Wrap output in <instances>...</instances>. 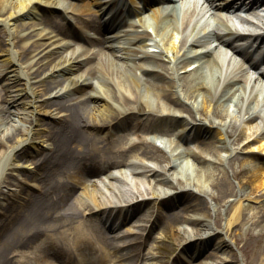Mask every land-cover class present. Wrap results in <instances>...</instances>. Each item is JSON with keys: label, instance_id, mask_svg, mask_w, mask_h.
<instances>
[{"label": "bare ground", "instance_id": "bare-ground-1", "mask_svg": "<svg viewBox=\"0 0 264 264\" xmlns=\"http://www.w3.org/2000/svg\"><path fill=\"white\" fill-rule=\"evenodd\" d=\"M66 1L0 0V76L7 84L6 101L13 105H0V155L3 154L0 157V185L2 182L12 181L6 179L9 175L24 180L19 175V170L22 169H37L45 176L42 173L39 177L36 176L34 170V173L26 174L27 179L32 176L37 194L26 193V188L19 187V182L12 183L6 192H0V213L3 212L5 203L17 199L25 208V213L7 216V222L0 227L7 232L5 247L6 250L9 247L12 249V263L15 264L16 255H20L23 249L35 246L31 242L42 237L53 241L49 231H56L54 238L60 237L56 235L58 233L69 230L75 232L71 238H63L77 246L83 242L81 219L84 216L109 211L106 215L111 217V210H115L116 221L120 216L126 220L141 205L149 202V190L151 199L154 197L158 200V211L174 204L175 200L180 208L190 211L182 216L183 223L191 226L189 230L180 225L173 227L176 240L186 243L183 248L194 246L195 249L198 248L197 254L212 240L216 250L228 252L216 263L205 261V264H226L227 261L229 264H239L236 255L229 256L230 246L226 236L232 227L244 223L246 229L243 244L249 254L247 262L264 264V156L256 152L257 149L264 152V103L252 96L250 91L247 93L243 85L235 81L237 75L225 78L215 72L213 67L216 59L211 57L209 47L201 45L209 37V32L203 31L201 38L194 35L188 37L192 28L189 21L191 12L185 11V8L179 9L174 4L152 6L149 5V0H144V5L133 9L134 13L126 20L125 25L129 26L126 30L107 36L105 47L108 52L100 53L76 43L70 44L72 48L69 53L62 54L59 48L68 41L62 39L57 42L58 34L53 30L44 31L41 22H38V16L45 14L43 22L46 26L63 20V24L76 37L82 38L76 27L62 17V12L71 10L79 16H89L91 12L86 5H65ZM102 1L94 0L93 4ZM87 2L88 5L92 4V0ZM252 5L253 0L227 2V6L242 7L247 12L254 11L250 10ZM54 7L57 12L52 9ZM222 17L229 25H235L236 31L247 29L236 25L233 18L228 19L225 15ZM234 17L238 18L237 14ZM25 18L30 21L23 20ZM15 21H19L18 30L29 32L15 37L11 32ZM31 29L37 30L33 36L38 38H44L47 34V41L29 39L32 36ZM178 41H188L190 47L197 49V52L195 55L191 52L185 54L180 65L174 66ZM241 43L246 44L248 50L255 48L254 44H248L245 39ZM12 44L16 46L14 50L18 52L21 63H17L12 55ZM232 46L243 50L237 44ZM256 46L260 48V43ZM260 51L261 49L257 53ZM56 54L60 56L56 58ZM195 58L197 62L191 60ZM74 71L77 73L64 79L55 78L61 72ZM60 79L64 81L62 85H58ZM39 84L43 86L44 92L49 93L43 101L48 108H53L50 113L57 124L43 127L35 114L38 111ZM231 106L241 115L242 129L259 122L256 134L249 136L245 130H240L233 133L232 139H242V147L247 146L246 150L249 151L246 156L240 157L238 173L246 179L243 178L242 181H248L252 188L261 193L251 198L244 190L238 193L223 225L224 234H219L215 241L219 229L211 221V217L215 215L216 208L207 203V198L218 200L225 194L230 197L236 195L226 180L223 169L225 159L230 155L232 131L229 127L232 123L228 122L227 111ZM129 123L133 124V128L136 124L139 127L162 126L167 129L168 125L165 124L181 125L183 130L191 134L185 138H193L197 143L195 148H184L194 156V160L181 158L182 154L175 149L182 146L177 138L171 139L167 144L173 152L170 157L163 159L155 156L149 140L142 138L136 141L132 133L123 128ZM42 129L45 133H41ZM34 132L36 135L32 136ZM48 141V151L40 153L36 161L20 159L28 153L25 145L35 147L38 143L44 145ZM137 149L140 151L134 156V160L125 159L128 151ZM7 164H10V168H7L10 170L9 175L3 172ZM78 166L80 167L70 170ZM129 166V172L120 173L125 180L121 185L134 187L136 193H133V189L126 192L117 185L116 180L121 177L111 171V168L118 167L121 170ZM80 168L91 176L105 173L107 180L102 185L111 197L97 195L102 189L96 182L91 184V189L84 186L80 191L76 182L47 174L52 169L58 174H67ZM140 177L152 180L148 189H140ZM8 192L9 195H14L9 201L5 200ZM137 197H141L140 200H135ZM251 199H260V202L248 214L246 211L251 207ZM85 233L87 232L84 231V241H90L89 235L85 236ZM236 240L239 238L236 237ZM5 252L0 253V264H10ZM88 257L74 260L79 264H90L102 262L106 258L101 253L93 256L94 258ZM39 258L38 264L52 262L49 257L43 260ZM70 258L64 256L59 259L72 264L74 260Z\"/></svg>", "mask_w": 264, "mask_h": 264}, {"label": "rangeland", "instance_id": "rangeland-1", "mask_svg": "<svg viewBox=\"0 0 264 264\" xmlns=\"http://www.w3.org/2000/svg\"><path fill=\"white\" fill-rule=\"evenodd\" d=\"M262 9L264 12V8ZM261 17L264 20V14H261ZM18 22L19 21H15V23L13 24L14 25L13 29H11V32L14 33L15 37H17L18 35L17 33L20 32V30L17 29V25H16ZM5 47H7V45ZM14 49H16V46L15 44H12V47H11L12 55L14 56L16 62L19 63L20 61H19L18 52H16ZM62 76L63 75H61L60 78ZM39 77H42V76L39 75ZM37 87H38L37 97L39 98V100L37 102L38 111L35 114L38 115L39 122L43 124V127H45V125L52 124V123L56 124L52 115L51 114L49 115L50 110L53 111V108H48L46 106V102L43 101L44 99H47V96L49 93L47 91L46 92L43 91L42 89L43 86L41 84H39ZM31 88L32 87L30 86L29 90H31ZM6 94H7V86L6 84H4L3 78L0 77V104H3V105L5 104V106L13 107V105H11L9 102L1 100V97H4L5 99ZM83 108H84V105H83ZM1 113L2 111H0V115ZM227 113L229 116L227 117L229 118L228 122L232 123L231 127H229L232 131L231 132L232 136L231 137L229 136L230 137V143H229L230 155L227 159H225L223 169L225 171L224 175L226 177V180L228 181L232 190L235 191L236 195L233 197H230L229 195L225 194L218 200H213L209 197L207 198V203H209L210 205H214L216 208L215 215H212L211 217V221L214 222V225L217 226V229H219L218 230L219 232L217 235L218 237L215 238V241L218 240L219 234L220 235L224 234L223 225L226 221V218H228L230 214L229 209L231 207V203L232 201L237 199L238 193L244 190L247 193H249L248 194L249 198L257 197L261 193L260 190H255L256 188H252L253 186L248 181H242L244 177L242 176V174L238 173V169L241 166L240 157L246 156V154L249 151L246 150L247 146L244 145V147H242V144H243L242 139L240 141H238L237 139L235 140L232 139L233 133L240 131V130H245L249 136H251V134L252 135L256 134L258 131L257 126H259V122H257L258 125L256 122H254L249 127L242 129L241 115L238 112V110L233 108V106H231V108L227 111ZM227 118L225 119L227 120ZM35 127H39V126L35 125ZM41 133H45V130L42 129ZM242 133H245V132H242ZM34 135L36 134H32V136ZM37 145L41 146V144L38 143L35 145V148L38 149L36 153L31 151L30 155H27L28 153H26L25 155H23L24 157L22 158L24 159L27 158L30 161H36V159L40 156L39 155L40 153L48 151L47 149L50 146V141L44 143V145L42 144V147H37ZM27 149L28 151H30L31 147ZM257 151L259 152L260 149H257L256 152ZM2 155H0V157ZM156 155H160V154L156 153ZM244 163L247 164L248 161ZM9 172H10L9 169L5 170V173L8 175H9ZM32 172L33 171L31 170L30 173ZM116 172L119 173L118 171ZM41 173L42 172L37 170L36 176L39 177ZM47 174L48 176H51V177L59 175L58 172H56L54 169L49 170ZM41 175L44 176V173H42ZM7 178L12 179L13 176L9 175L8 177H6V179ZM140 178L142 179V182L140 184V187H141L140 189H143V188L148 189L149 184L151 183L152 180L147 177H146L147 179L145 177H140ZM92 179H94L93 181H95L102 189L101 191H98L97 195L100 194V196L110 198L111 195L108 193V191L105 190V188H103V185H102V183L105 180H107L106 175L102 174L101 177L91 178L90 180L89 179L84 180L87 187H88V184L90 185L93 182L91 181ZM123 181L125 180L118 178V180H116L117 185L121 186L122 189H124V191L126 192H131L130 189H133V193H136L135 191L136 189L134 187L129 186L127 184L122 186L121 183ZM29 182L32 183V181H29ZM22 184L23 185H21V187L23 186L26 188V191H27L26 193L37 194L35 187L29 188L26 185H24V183ZM9 186L11 185L8 183L7 184L5 183L4 185H2L1 186L2 188L0 190H3V191L1 192H4L6 189H8L7 187ZM213 190L214 192H216L215 188H213ZM147 194H148L147 195L148 197L151 196L149 190ZM5 196H7L6 198H8L7 201L11 200L14 197V195H9V192ZM140 198L141 197H137L136 199L140 200ZM259 202H260V199H251L250 201L251 207L247 209L246 213L250 214L253 211L252 209L255 206H257ZM175 203L165 208L162 207L161 209L162 212H160L158 216L156 215L157 219L155 218L156 222L154 223V228L152 230L150 237H144L145 234H141V236L139 237H136V235H138L139 232H143L144 230L143 227H147L146 225L152 219L151 215L153 216L155 214L154 209L155 208L157 209L156 207L157 201H155V199L151 200L147 204L141 205V208L138 209V212L131 218L132 221L130 225L129 224L123 225V223L121 222H116L114 224L112 223L111 227L112 226L114 227L113 234L107 233L106 232L107 229L102 228V221H99L100 219L98 218H100V216L98 215L90 217V219H87V221H84V219L82 218L81 219L82 220L81 231L82 232H84V230L88 231L90 234H92L95 237V240L99 244H103V246L106 245L108 247L110 238L112 239L111 241H112L113 247L111 249H108V248L104 249L105 252L108 254L107 256L108 257L112 256V254L114 253H115V256H123L121 257L122 260H118L114 262L113 264H120V261L122 262L123 260L133 261L134 262L133 264H205L206 263L205 261L216 263L217 261H219V259L222 256H226L228 252H223L222 250H216L214 246L212 245V240L205 247H202L201 252H197V254H196L197 249H195L194 246H191V248L189 249L183 248L184 242L182 243L176 240L173 227H177L180 225V226H184L188 228L189 230L191 226L189 224L183 223L182 216H184V214L186 215V212H190V211L187 209H183V207L180 208L179 207L180 205L177 204L176 200H175ZM21 213H25V208L21 204V202H19L18 199L17 201H9L5 203V205L3 206V212L0 213V227L3 224H5V222H7V216L12 217L13 215L16 216ZM127 225H129L128 226L129 230L126 227ZM245 225L246 224L244 223V224H241L240 226L238 225L237 227H232L229 230L228 235L226 236L229 242V246H230L229 256L236 255L238 258L239 264H248L247 260L249 259V254L245 250L244 244H243V239L245 237V229H246ZM252 231L254 230L252 229ZM55 232L56 231L54 232L49 231V234L53 236V241L49 240V238L47 237H42L40 239H37L36 241L31 242V243H34L35 246H29L30 247L29 250L24 251V254L22 253L20 257L16 255L15 264H38L40 261H38L37 258L39 257H40L39 259H41L45 256L46 257L47 256H60L63 254L68 255L69 253H71L70 251L72 250V247L71 245L67 244L68 242L63 238V236L71 238L76 233L69 230L65 233L56 234L57 236H60V237L54 238ZM103 234H106V238L102 237ZM134 237H136L134 241H138L140 238L144 239V245H134L135 247L129 246L130 242L133 241ZM236 237L239 238L238 241L236 240ZM7 241H8L7 232L5 233V230L0 228V253L5 252L6 250L5 245ZM83 247H84V244H83ZM99 250L100 249L98 248V251ZM11 251L12 249L11 247H9V250H6L5 252V256L6 258H8V261L10 262V264H13L12 259L10 257ZM34 251L37 255L33 253ZM16 252L17 251H15V254ZM190 256L194 258L193 261L190 260ZM229 256H228V259L230 258ZM19 261H21L22 263H20ZM111 263L112 261L107 259L105 262L101 264H111ZM226 264H229L228 261Z\"/></svg>", "mask_w": 264, "mask_h": 264}]
</instances>
